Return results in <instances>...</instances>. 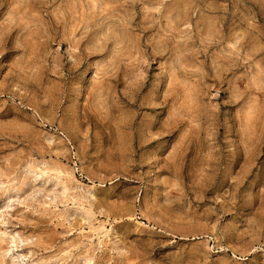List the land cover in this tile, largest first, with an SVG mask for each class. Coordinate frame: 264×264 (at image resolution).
Masks as SVG:
<instances>
[{"label":"rangeland","instance_id":"374dc122","mask_svg":"<svg viewBox=\"0 0 264 264\" xmlns=\"http://www.w3.org/2000/svg\"><path fill=\"white\" fill-rule=\"evenodd\" d=\"M0 264H264V0H0Z\"/></svg>","mask_w":264,"mask_h":264},{"label":"bare ground","instance_id":"6f19581e","mask_svg":"<svg viewBox=\"0 0 264 264\" xmlns=\"http://www.w3.org/2000/svg\"><path fill=\"white\" fill-rule=\"evenodd\" d=\"M99 225H100V224H99ZM100 227H101V226H100ZM94 228H96V227L94 226ZM91 229H93V228L91 227ZM95 230H96V229H95ZM95 230H94V231H95ZM98 230H99V228H98ZM94 231H93V232H94ZM102 231H103V230H102ZM93 232H92V233H93ZM89 233H91V232H89ZM94 233H96V232H94ZM105 233H106V232H105ZM100 236H101V235H100ZM105 237H106V236H105ZM101 238H102V237H101Z\"/></svg>","mask_w":264,"mask_h":264}]
</instances>
